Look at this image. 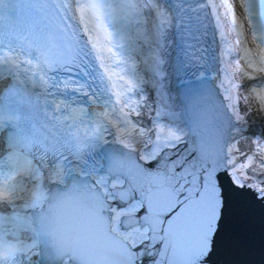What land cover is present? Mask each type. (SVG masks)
<instances>
[{"label": "snow or ice", "instance_id": "6c2138e0", "mask_svg": "<svg viewBox=\"0 0 264 264\" xmlns=\"http://www.w3.org/2000/svg\"><path fill=\"white\" fill-rule=\"evenodd\" d=\"M0 264H264V0H0Z\"/></svg>", "mask_w": 264, "mask_h": 264}]
</instances>
